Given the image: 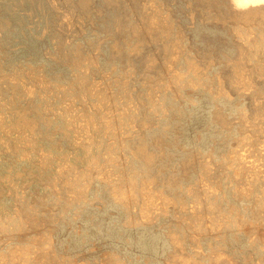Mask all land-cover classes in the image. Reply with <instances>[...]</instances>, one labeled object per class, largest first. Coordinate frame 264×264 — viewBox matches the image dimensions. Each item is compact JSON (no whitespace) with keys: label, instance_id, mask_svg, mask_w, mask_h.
I'll return each instance as SVG.
<instances>
[{"label":"rangeland","instance_id":"obj_1","mask_svg":"<svg viewBox=\"0 0 264 264\" xmlns=\"http://www.w3.org/2000/svg\"><path fill=\"white\" fill-rule=\"evenodd\" d=\"M0 264H264V0H0Z\"/></svg>","mask_w":264,"mask_h":264},{"label":"bare ground","instance_id":"obj_2","mask_svg":"<svg viewBox=\"0 0 264 264\" xmlns=\"http://www.w3.org/2000/svg\"><path fill=\"white\" fill-rule=\"evenodd\" d=\"M234 1L239 6H246L250 3L261 1V0H234Z\"/></svg>","mask_w":264,"mask_h":264}]
</instances>
